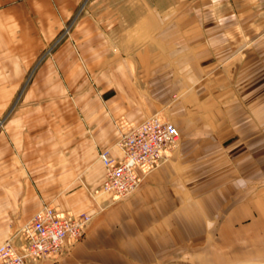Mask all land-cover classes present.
<instances>
[{
  "label": "crops",
  "instance_id": "0c3cea01",
  "mask_svg": "<svg viewBox=\"0 0 264 264\" xmlns=\"http://www.w3.org/2000/svg\"><path fill=\"white\" fill-rule=\"evenodd\" d=\"M154 114L178 146L114 200ZM0 125V247L51 206L92 219L39 264H264V0H0Z\"/></svg>",
  "mask_w": 264,
  "mask_h": 264
},
{
  "label": "built area",
  "instance_id": "2783aa9c",
  "mask_svg": "<svg viewBox=\"0 0 264 264\" xmlns=\"http://www.w3.org/2000/svg\"><path fill=\"white\" fill-rule=\"evenodd\" d=\"M118 147L121 158L107 151L99 153L104 167L101 190L114 200L128 198L140 187L144 177L164 164L178 146L176 127L154 114L140 123H119ZM92 216L61 212L44 206L0 247V264H39L59 259L80 242Z\"/></svg>",
  "mask_w": 264,
  "mask_h": 264
},
{
  "label": "rangeland",
  "instance_id": "374dc122",
  "mask_svg": "<svg viewBox=\"0 0 264 264\" xmlns=\"http://www.w3.org/2000/svg\"><path fill=\"white\" fill-rule=\"evenodd\" d=\"M4 122V120L2 119V121H1V123H3ZM0 127H1V125H0ZM22 226V225H21Z\"/></svg>",
  "mask_w": 264,
  "mask_h": 264
}]
</instances>
